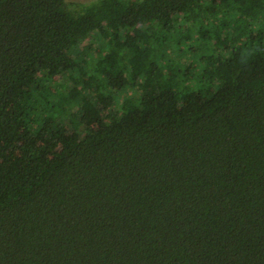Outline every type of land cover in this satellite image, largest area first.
<instances>
[{
	"label": "trees",
	"instance_id": "trees-1",
	"mask_svg": "<svg viewBox=\"0 0 264 264\" xmlns=\"http://www.w3.org/2000/svg\"><path fill=\"white\" fill-rule=\"evenodd\" d=\"M0 264H264V0H0Z\"/></svg>",
	"mask_w": 264,
	"mask_h": 264
},
{
	"label": "rangeland",
	"instance_id": "rangeland-1",
	"mask_svg": "<svg viewBox=\"0 0 264 264\" xmlns=\"http://www.w3.org/2000/svg\"><path fill=\"white\" fill-rule=\"evenodd\" d=\"M68 2H86L89 0H67Z\"/></svg>",
	"mask_w": 264,
	"mask_h": 264
}]
</instances>
